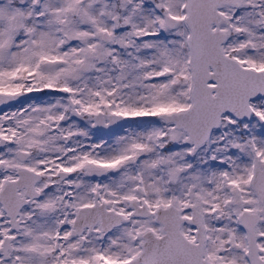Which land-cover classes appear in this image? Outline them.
Listing matches in <instances>:
<instances>
[{
    "label": "snow or ice",
    "instance_id": "6c2138e0",
    "mask_svg": "<svg viewBox=\"0 0 264 264\" xmlns=\"http://www.w3.org/2000/svg\"><path fill=\"white\" fill-rule=\"evenodd\" d=\"M0 264H264V0H0Z\"/></svg>",
    "mask_w": 264,
    "mask_h": 264
}]
</instances>
